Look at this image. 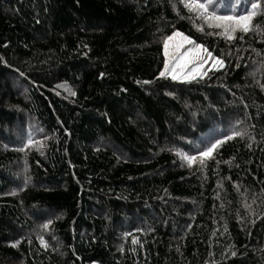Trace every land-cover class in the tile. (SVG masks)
Listing matches in <instances>:
<instances>
[{
    "label": "trees",
    "instance_id": "1",
    "mask_svg": "<svg viewBox=\"0 0 264 264\" xmlns=\"http://www.w3.org/2000/svg\"><path fill=\"white\" fill-rule=\"evenodd\" d=\"M257 2L228 40L183 0H0V264H264V0L209 11ZM176 32L223 67L161 76Z\"/></svg>",
    "mask_w": 264,
    "mask_h": 264
},
{
    "label": "snow or ice",
    "instance_id": "2",
    "mask_svg": "<svg viewBox=\"0 0 264 264\" xmlns=\"http://www.w3.org/2000/svg\"><path fill=\"white\" fill-rule=\"evenodd\" d=\"M184 6L188 9L189 12L195 13L197 19H203L204 22L210 28H218L222 29L220 33H216L218 35L224 36L228 40L235 39L234 33L239 30L240 32L247 34L249 31L252 30L251 27V20L255 16V10L260 7V4L253 3L251 5L252 12L246 13L240 16H234L229 14H218L216 11H209L210 5L213 3V0H206V2H200V0H183ZM200 30H203L201 27ZM182 34L176 32L173 36H169L165 43V56H169V42L174 40L176 37H181ZM183 41L187 42L188 45L191 47L183 48L182 45H176L173 49L172 54V63L171 67H169V63H165V71L161 72V76L170 75L172 79H195V74L200 71V69L204 68V65L208 62L209 59L213 60L212 67H216L217 65L223 66L224 62L221 59L215 58L212 56V53L208 51L203 45L196 44L195 41L191 40L190 38L183 36ZM243 39V36H241ZM177 68L181 69V75L177 74ZM210 70V69H209ZM186 73V74H184ZM206 75V73H203ZM235 136H243V133L236 132L232 135H229L227 139H234ZM226 140L220 139L211 144V146L206 150L202 151L197 156H182V159L186 160L189 165L193 164L197 160L203 166L204 158H212V153ZM30 143V141H29ZM19 151H25L22 147ZM47 227V225H45ZM133 243H138V241L134 240ZM41 244L44 247H47V243L41 239ZM16 245H13L15 247ZM235 255V253H233Z\"/></svg>",
    "mask_w": 264,
    "mask_h": 264
},
{
    "label": "rangeland",
    "instance_id": "3",
    "mask_svg": "<svg viewBox=\"0 0 264 264\" xmlns=\"http://www.w3.org/2000/svg\"><path fill=\"white\" fill-rule=\"evenodd\" d=\"M192 19V18H191ZM200 26H204L207 25L205 24V22L200 21L199 22ZM173 36V35H171ZM183 35L181 37H176L174 40L169 42V56L166 57L165 56V49L163 48V55L164 57H166V62L169 63V67H171V63L172 61V54H173V49L176 45H182V49L183 48H188L191 47V45H188L187 42L183 41ZM166 41V40H165ZM214 57V56H213ZM165 62V63H166ZM213 65V60L209 59L208 62L204 65L203 69H200V71L198 73L195 74L196 78H201L202 76H204L203 73H206L210 70H218L220 68H222L221 66L217 65L216 67H212ZM210 69V70H209ZM164 71H165V66H164ZM177 74L181 75V69L177 68ZM186 74V73H184ZM170 76V75H168ZM171 77V76H170ZM178 80H183V79H178ZM189 80H193V79H188ZM186 81V80H185ZM26 121V126L24 127V134L26 139H23L21 135H17L16 136V140L18 141V145L15 148H12L13 150L18 151V148H24L25 151H21L22 153H24V155L28 154L30 151L31 152H37V153H41L44 145H45V141L47 140L46 136L44 134H41L38 132V129L34 123V120L28 118L25 120ZM30 141V143H29ZM27 156H24V159L21 158V160L17 163H15V166H13L14 168V172L17 176V179L19 180L20 184V188H24L26 186V183L28 181L29 178V168H28V164L25 160ZM48 225L47 227H45V224H37V226L35 227V230L33 231L34 235H40L42 234V238L44 240V236L45 234L49 237H52L51 232L48 231Z\"/></svg>",
    "mask_w": 264,
    "mask_h": 264
}]
</instances>
